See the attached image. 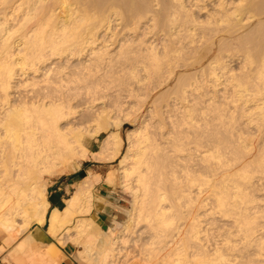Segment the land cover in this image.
Returning a JSON list of instances; mask_svg holds the SVG:
<instances>
[{
  "label": "bare ground",
  "instance_id": "bare-ground-1",
  "mask_svg": "<svg viewBox=\"0 0 264 264\" xmlns=\"http://www.w3.org/2000/svg\"><path fill=\"white\" fill-rule=\"evenodd\" d=\"M102 133L122 219L91 173L47 214ZM0 230L21 263L264 264V0H0Z\"/></svg>",
  "mask_w": 264,
  "mask_h": 264
},
{
  "label": "rangeland",
  "instance_id": "rangeland-1",
  "mask_svg": "<svg viewBox=\"0 0 264 264\" xmlns=\"http://www.w3.org/2000/svg\"><path fill=\"white\" fill-rule=\"evenodd\" d=\"M131 123V122H130ZM135 126L131 124H124L121 130V136L124 140V150L127 147L126 142V135L127 133L132 130ZM106 135V133H102L97 138L93 137L90 142L87 144V148L89 152H87V156L84 158H79L77 160L79 162L78 166L69 172H64L63 167H59L53 174L46 175L42 179V182L46 185L45 190V196L47 199V188L49 184H51L52 181H55L58 179V181L65 182L67 184V194L65 195V198L67 199L71 194L75 192V190L78 187L79 181L84 178L87 173H91V175H88L89 183H92V187L90 186V190L93 194V201H94V208L92 209V212L90 213V216L92 219H94L96 222L100 223V225L105 228L107 224V221H110L111 219L120 220L123 217L122 209L119 207L116 209L117 206H129L130 197L129 195L123 191L121 184H120V173H119V160L121 156H116L114 159H102L101 155H98L97 151L99 149V145L101 143V140ZM95 138V139H94ZM96 140V141H95ZM91 151V152H90ZM95 152V153H94ZM94 153V154H93ZM97 153V154H96ZM92 154V155H91ZM95 155L97 160H94ZM94 157V158H93ZM104 158V157H103ZM83 160V161H82ZM101 160V161H100ZM82 162V163H81ZM78 169V170H77ZM117 170V171H116ZM97 171V173H96ZM95 174V175H94ZM110 175V176H109ZM114 176V186L111 184H107V176L112 177ZM94 176V177H92ZM99 178L95 181V179ZM95 181V182H94ZM77 186V187H76ZM117 210V211H116ZM121 211V212H120ZM102 214V215H100ZM76 217V216H75ZM47 220V219H46ZM100 220V221H99ZM35 223H31L29 227ZM48 233V231H46ZM45 233L42 232L41 229L37 231L36 237L40 238ZM50 234V233H49ZM51 236V234H50ZM58 243V242H57ZM69 244V243H68ZM66 244H60L59 246H64ZM60 251H58L56 254V259L58 258V255ZM74 256V254H73Z\"/></svg>",
  "mask_w": 264,
  "mask_h": 264
},
{
  "label": "crops",
  "instance_id": "crops-1",
  "mask_svg": "<svg viewBox=\"0 0 264 264\" xmlns=\"http://www.w3.org/2000/svg\"><path fill=\"white\" fill-rule=\"evenodd\" d=\"M97 173V171H96ZM67 184L65 182L62 181H52L51 184H49L48 188H47V200L49 202V206H48V210H47V214L49 212V210L53 209V208H57L60 209L64 206L65 203V195L67 194ZM36 225L32 224L30 226V229L33 230L35 229ZM40 229L42 230L43 233H46L47 231V220H45L43 222V224L40 225ZM5 238V234L0 230V243L2 244ZM54 239L52 237H50L48 234H46V239L44 241V243H49V242H53ZM12 245H10L9 247H7L4 251H2L0 253V264H33L30 261H25L22 262L20 260H16L14 258H12L8 252L11 250ZM59 250H60V255L58 256L56 263L55 264H82V262H80L79 260H77L74 256H73V246L69 243H67L64 246H59ZM7 251V252H6ZM6 252V253H5ZM59 260V261H58ZM20 262V263H19Z\"/></svg>",
  "mask_w": 264,
  "mask_h": 264
}]
</instances>
